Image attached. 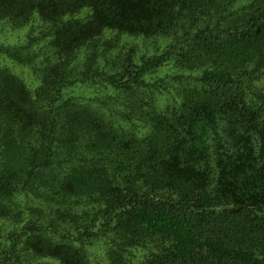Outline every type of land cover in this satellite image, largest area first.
I'll use <instances>...</instances> for the list:
<instances>
[{
    "label": "trees",
    "instance_id": "1",
    "mask_svg": "<svg viewBox=\"0 0 264 264\" xmlns=\"http://www.w3.org/2000/svg\"><path fill=\"white\" fill-rule=\"evenodd\" d=\"M0 264H264V0H0Z\"/></svg>",
    "mask_w": 264,
    "mask_h": 264
},
{
    "label": "rangeland",
    "instance_id": "2",
    "mask_svg": "<svg viewBox=\"0 0 264 264\" xmlns=\"http://www.w3.org/2000/svg\"><path fill=\"white\" fill-rule=\"evenodd\" d=\"M25 33V29H22L21 31L9 29L8 27H1L0 28V38L7 39L10 42H16L18 34ZM261 85L264 86V78L261 80Z\"/></svg>",
    "mask_w": 264,
    "mask_h": 264
}]
</instances>
